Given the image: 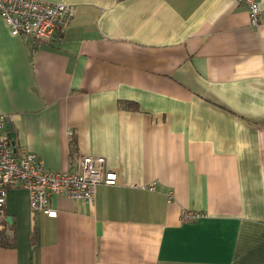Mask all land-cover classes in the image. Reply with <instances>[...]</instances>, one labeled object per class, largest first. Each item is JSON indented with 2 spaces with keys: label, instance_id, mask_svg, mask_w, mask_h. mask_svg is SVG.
<instances>
[{
  "label": "crops",
  "instance_id": "0c3cea01",
  "mask_svg": "<svg viewBox=\"0 0 264 264\" xmlns=\"http://www.w3.org/2000/svg\"><path fill=\"white\" fill-rule=\"evenodd\" d=\"M46 1L74 11L49 40L0 18L15 153L53 171L104 156L118 183L53 196L57 218L9 185L0 264H264V12L253 27L237 0Z\"/></svg>",
  "mask_w": 264,
  "mask_h": 264
},
{
  "label": "built area",
  "instance_id": "2783aa9c",
  "mask_svg": "<svg viewBox=\"0 0 264 264\" xmlns=\"http://www.w3.org/2000/svg\"><path fill=\"white\" fill-rule=\"evenodd\" d=\"M247 8L251 26L259 27L263 9L261 0H237ZM74 11L67 3L46 0H0V18L10 26L15 35L32 36L37 40H49L72 21ZM7 131L5 115H0V220L8 197L9 185L15 183L29 193L30 207L49 218H57L58 210L52 206L53 196L71 200L94 201L100 185L113 186L118 175L108 169L104 156H83L75 171H53L44 165L37 154H15V148ZM148 189L155 190V184ZM203 213L186 211L183 221L191 222L203 217Z\"/></svg>",
  "mask_w": 264,
  "mask_h": 264
},
{
  "label": "trees",
  "instance_id": "16d2710c",
  "mask_svg": "<svg viewBox=\"0 0 264 264\" xmlns=\"http://www.w3.org/2000/svg\"><path fill=\"white\" fill-rule=\"evenodd\" d=\"M6 120L8 123L9 121L8 117H6ZM7 131L9 133L8 128H7ZM11 227H12L11 224L5 218L0 221V246L2 247H13L14 246L15 244L14 236L9 233Z\"/></svg>",
  "mask_w": 264,
  "mask_h": 264
},
{
  "label": "water",
  "instance_id": "95a60500",
  "mask_svg": "<svg viewBox=\"0 0 264 264\" xmlns=\"http://www.w3.org/2000/svg\"><path fill=\"white\" fill-rule=\"evenodd\" d=\"M7 128L9 130L10 137H11V139L13 141L12 143H13V145H15L16 136H15V132L13 131V126H12L11 122L7 123ZM8 221L9 222L12 221L11 217H8Z\"/></svg>",
  "mask_w": 264,
  "mask_h": 264
}]
</instances>
